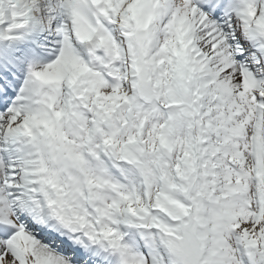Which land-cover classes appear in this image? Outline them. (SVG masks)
I'll return each instance as SVG.
<instances>
[{
  "label": "snow or ice",
  "instance_id": "obj_1",
  "mask_svg": "<svg viewBox=\"0 0 264 264\" xmlns=\"http://www.w3.org/2000/svg\"><path fill=\"white\" fill-rule=\"evenodd\" d=\"M0 264H264V0H0Z\"/></svg>",
  "mask_w": 264,
  "mask_h": 264
}]
</instances>
